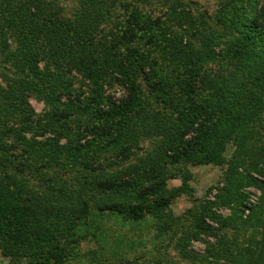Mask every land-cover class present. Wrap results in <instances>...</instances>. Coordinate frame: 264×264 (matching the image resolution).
<instances>
[{
    "label": "trees",
    "instance_id": "1",
    "mask_svg": "<svg viewBox=\"0 0 264 264\" xmlns=\"http://www.w3.org/2000/svg\"><path fill=\"white\" fill-rule=\"evenodd\" d=\"M83 3L84 0L81 1L80 7ZM86 3L87 6H83L78 20L61 19L51 13V17H48L39 32L44 36L46 45L61 47L63 54L68 52L69 65L92 84L93 95L86 98L84 104L80 103L79 99L73 100L76 102H70V105L61 111L53 110L51 119L43 123L33 119L34 111L24 99L26 95L14 93L18 89L17 79L7 81L5 87L0 85V100L4 106L18 99L22 114L19 120L23 123L22 127L4 126V131L0 130V253L10 257L13 264H21L20 260L23 258H26L29 264L61 263L71 244L79 242L75 235H71L73 239H67L66 232L78 233L81 236V226H85L88 221L80 223V219L86 214L88 206L85 200L80 199V193L75 191L60 195L46 194L29 191L26 187L11 182V174L6 171L8 166L16 173H22L24 168L29 171L31 166L22 163L15 167L8 152L16 147L10 145L4 148V137L12 135L15 142L21 146L22 154L28 158H51L57 162L58 157H61L70 163L78 162L88 175H95L103 170L95 165L96 156L93 155L100 140L106 139L108 146L117 144L121 150H128L137 146L143 136H151L161 130V135H165L164 142L154 155L145 159L149 165L130 167L118 174L96 175L91 181L83 184L93 190L115 192L122 196L105 200L98 210L113 213L125 220L136 221L146 216L165 217L167 220L168 207L179 189L169 192L160 189V183L153 178L158 161L188 160L192 164L212 161L221 142L219 138L222 135L228 138V135L237 129V125L241 126L238 132L250 125L262 107L263 101L254 98L247 82L232 90L228 74H233V77L241 80L242 77L237 72L229 70L226 75L221 73L215 76L207 72L206 68H201L194 74L196 60L190 42L206 31L204 22L200 18L188 16L189 11L186 10L184 15H173L171 19L153 20L156 22L136 21L130 17L131 21L129 20L123 31L118 30L116 33L110 32L109 35L98 37V25L95 23L104 22L107 19L106 12L102 14L99 11L101 5L92 6L93 0H86ZM237 25L239 28L243 27L239 23ZM3 30L0 25V36ZM140 36L149 41L148 49L142 50L135 46L137 40H142ZM226 39L229 47L236 46L234 51H237V56L254 64L257 63L254 56L261 54V47L264 49V31L259 37L244 34L240 39L226 38L218 33L213 37L205 36L201 39L204 56L209 54L210 59H214L212 46ZM2 46L0 45V52L4 54L7 48L6 45ZM26 61L36 80L24 81L21 88L37 89L39 83L49 82L45 79L47 76L56 79L52 73L41 72L31 59ZM170 67L174 68L169 69ZM213 80L223 84H220L223 93H219L217 102L210 103L208 109L201 108L194 103L193 86L196 82L207 86L213 84L214 88L219 86V83H213ZM54 83L49 82L48 85L52 94L57 91ZM61 83V80L58 81V84ZM112 83L122 90L120 97L104 96V87ZM143 83L146 94L142 92ZM70 87L71 85L67 84L64 93L71 94ZM43 92L49 95L46 91ZM230 92L236 97L225 94ZM144 99L145 102L163 106L164 110L153 111L144 108ZM71 113L83 127L76 132L68 130V143L61 145L55 135H58L60 130L59 123L69 120ZM83 114L87 116L85 123H82L81 119ZM4 121L8 123L9 120ZM56 123L58 124L55 125ZM44 129H49L54 136L44 141H37L34 137L27 140L24 136L26 131L36 134L34 136H41ZM88 134L92 136L90 141L81 144V139H85ZM80 177L87 180L84 173ZM258 188L263 195L256 205L250 207L245 219L240 216L235 220L229 217L220 218L210 211L209 207L204 206L199 217L195 218L192 228L181 233L175 243L177 252L193 264H264V261L253 258L264 250V184L259 183ZM82 189L81 191H84L86 187ZM230 190L229 185H224L220 197H230L233 192ZM238 196L240 205L244 208L248 196L241 192ZM128 197L133 200L127 202ZM205 219L217 222V227L208 226ZM228 226L237 227L238 233L242 228L244 231L245 228L254 229L253 241L244 244L240 249L237 243L221 236L220 232ZM255 228L260 229V232ZM201 233L214 237L215 240V243H210L206 252L209 259L188 249L190 239L204 241L199 236ZM255 236L258 238H254ZM261 241L263 245H260Z\"/></svg>",
    "mask_w": 264,
    "mask_h": 264
},
{
    "label": "rangeland",
    "instance_id": "2",
    "mask_svg": "<svg viewBox=\"0 0 264 264\" xmlns=\"http://www.w3.org/2000/svg\"><path fill=\"white\" fill-rule=\"evenodd\" d=\"M81 1L83 0H0V25L4 28L0 36V45H3L2 47L6 45L7 48L4 54L0 52V85L5 87L7 81L17 79L18 89L14 93L26 95L24 99L34 111V120L46 123L51 119L53 110L61 111L77 99L84 104L87 101L86 98L93 95L92 84L69 65L68 52L63 54L61 47L46 45L44 36L39 33L45 21L51 17V13L55 15L54 17L58 16L61 19L78 20L83 6H87L84 0L85 4L83 3L80 7ZM97 5H101L99 11L102 14L106 12L107 15L104 22L95 23L98 25V37L109 35L110 32L116 33L118 30L123 31L128 26L130 17L136 21H162L171 19L173 15H184L187 10L188 16L200 18L204 22L206 32L202 36L194 37L190 42L196 60L194 74L201 68H206L207 72L215 76L221 73L226 75L230 71L237 72L242 77L241 80L233 77V74H228L232 90L247 82L254 93V98L263 101L257 118L240 132L238 130L241 126L237 125V129L228 135L230 138L222 135L219 138L221 142L216 150V156L210 162L192 164L188 160L158 161L153 178L155 177L160 183V189L168 192L179 189L168 207L167 220L165 217L153 216H146L136 221L125 220L113 213L98 210L105 200L122 198V196L115 192L93 190L83 184L91 181L96 175L118 174L130 167L149 165L145 159L154 155L164 142L165 135H161V130L151 136H143L137 146L128 150H121L117 144L108 146L106 139L100 140L99 147L95 149L93 155L96 156L94 157L95 165L103 170L95 175H88L78 162L70 163L61 157H58L57 162L51 158H28L22 154L21 146L15 142L14 137L8 135L3 138V143L6 144L4 148L10 145L16 147L9 150V158L13 159L15 167L24 163L31 166V170L26 171L24 168V173H16L8 166L6 171L11 174V182L26 187L29 191L54 195L75 191L80 193L81 200L86 201L88 207L80 223L86 221L88 223L81 226V236L78 233L66 232L67 239H73L71 235H75L79 242L71 244L67 256L59 264H193L177 252L175 243L181 237V233L192 228L202 208L209 207L210 211L220 218L229 217L235 220L240 216L245 219L250 212V207L256 205L263 195L258 188L259 183L264 184V49L261 47L263 50L261 54L254 56L257 58V63L254 64L237 56V51H234L236 46L229 47L228 39L220 44H214L212 41L215 58L210 59L209 54L204 56L202 53L204 48L201 47V39L203 40L205 36L213 37L218 33L225 35L226 38L239 39L244 34L261 36L264 31V0H93L92 6ZM237 23L243 27L239 28ZM140 38L142 40H137L135 46H139L142 50L148 49L149 41L143 36ZM26 59L36 63L41 72L47 71L56 78L50 79L49 76L45 78L46 81L55 82L57 91L54 90V94L48 88L49 82L39 83L37 89L35 87L21 88L24 81L36 80L28 69ZM199 79L200 76L197 80ZM60 80L62 83L58 84ZM214 82L219 83V86L216 85L214 88L213 84L208 86L199 82L194 84L193 100L196 105L208 109L210 103L217 102L219 93H223V88L220 85L222 83L213 80ZM67 84L71 85V94L64 93ZM142 87V92L146 94L144 83ZM43 91L49 95L43 94ZM103 94L114 98L120 97L123 92L118 85L112 83L104 87ZM225 94L236 97L231 92ZM17 102L18 99L4 106L0 100V130L2 132L4 126H23L19 120L22 114ZM143 107L153 111L164 110L163 106L150 101L145 102V99ZM4 119H8V123ZM81 119H83L82 123H85L87 116L83 114ZM76 120L77 117L71 113L69 120L59 123L60 130L55 138L61 145L68 143L66 136L68 130L76 132L83 127V124ZM34 135L36 134L24 132L27 140L34 137L37 141L51 138L54 133L44 129L41 136ZM91 138L92 136L88 134L85 139H81L80 143L84 144ZM82 173L86 174V181L80 177ZM224 185H229L231 192L233 190L230 197H220ZM82 187L86 189L81 191ZM239 192L248 196L244 208L240 205ZM126 200L129 202L133 199L128 197ZM204 221L208 226L217 227V222L213 223L209 219ZM233 224L236 223L233 222ZM242 229L238 233L237 227L228 226L220 233L228 241L237 243L241 249L244 244L247 245L253 241L252 231L254 230ZM255 229L260 232V229ZM203 234L199 236L204 241L192 238L188 249L197 255L208 257L206 252L209 250L210 243H215V240L214 237ZM260 245H263L262 241ZM253 258L264 261V250L262 249L259 255ZM25 259L20 260L21 264H29ZM0 264H13V261L0 253Z\"/></svg>",
    "mask_w": 264,
    "mask_h": 264
}]
</instances>
